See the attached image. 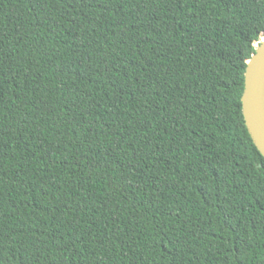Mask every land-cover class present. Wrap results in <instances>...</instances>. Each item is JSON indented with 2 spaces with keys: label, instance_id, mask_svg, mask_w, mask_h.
I'll return each instance as SVG.
<instances>
[{
  "label": "trees",
  "instance_id": "16d2710c",
  "mask_svg": "<svg viewBox=\"0 0 264 264\" xmlns=\"http://www.w3.org/2000/svg\"><path fill=\"white\" fill-rule=\"evenodd\" d=\"M263 37L264 0H0V264H264Z\"/></svg>",
  "mask_w": 264,
  "mask_h": 264
},
{
  "label": "water",
  "instance_id": "95a60500",
  "mask_svg": "<svg viewBox=\"0 0 264 264\" xmlns=\"http://www.w3.org/2000/svg\"><path fill=\"white\" fill-rule=\"evenodd\" d=\"M255 47L247 62L242 109L253 143L264 157V38Z\"/></svg>",
  "mask_w": 264,
  "mask_h": 264
},
{
  "label": "rangeland",
  "instance_id": "374dc122",
  "mask_svg": "<svg viewBox=\"0 0 264 264\" xmlns=\"http://www.w3.org/2000/svg\"><path fill=\"white\" fill-rule=\"evenodd\" d=\"M264 38V37H263Z\"/></svg>",
  "mask_w": 264,
  "mask_h": 264
}]
</instances>
